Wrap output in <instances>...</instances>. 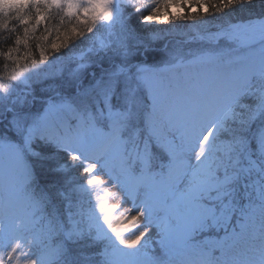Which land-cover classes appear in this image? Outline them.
Segmentation results:
<instances>
[{
	"label": "snow or ice",
	"instance_id": "1",
	"mask_svg": "<svg viewBox=\"0 0 264 264\" xmlns=\"http://www.w3.org/2000/svg\"><path fill=\"white\" fill-rule=\"evenodd\" d=\"M0 61V264H264V0H0Z\"/></svg>",
	"mask_w": 264,
	"mask_h": 264
},
{
	"label": "trees",
	"instance_id": "2",
	"mask_svg": "<svg viewBox=\"0 0 264 264\" xmlns=\"http://www.w3.org/2000/svg\"><path fill=\"white\" fill-rule=\"evenodd\" d=\"M244 11H246V8L245 9L234 10V12H236V13H243ZM229 15H231V13H229ZM0 63H2V61H0Z\"/></svg>",
	"mask_w": 264,
	"mask_h": 264
}]
</instances>
